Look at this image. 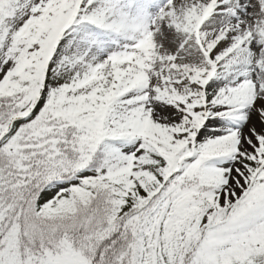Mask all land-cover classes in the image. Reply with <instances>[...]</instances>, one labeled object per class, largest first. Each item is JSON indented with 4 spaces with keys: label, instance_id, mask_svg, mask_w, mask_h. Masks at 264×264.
Instances as JSON below:
<instances>
[{
    "label": "snow or ice",
    "instance_id": "snow-or-ice-1",
    "mask_svg": "<svg viewBox=\"0 0 264 264\" xmlns=\"http://www.w3.org/2000/svg\"><path fill=\"white\" fill-rule=\"evenodd\" d=\"M0 264H264V0H0Z\"/></svg>",
    "mask_w": 264,
    "mask_h": 264
}]
</instances>
